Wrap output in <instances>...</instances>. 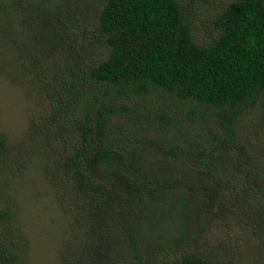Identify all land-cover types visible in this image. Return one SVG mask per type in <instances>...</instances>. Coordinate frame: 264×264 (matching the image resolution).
Instances as JSON below:
<instances>
[{
	"label": "trees",
	"instance_id": "trees-1",
	"mask_svg": "<svg viewBox=\"0 0 264 264\" xmlns=\"http://www.w3.org/2000/svg\"><path fill=\"white\" fill-rule=\"evenodd\" d=\"M194 1L103 0L84 27L92 26L95 58L73 52L48 81L39 79L49 150L66 182L57 181L92 233L87 264L139 259L138 233L154 196L237 191L242 182L264 197V148L246 152L238 137L241 118L264 116V0H230L211 23L216 38L203 44L194 37ZM14 2L29 18L34 3ZM42 16L36 10L32 22ZM61 20L69 42L71 23ZM8 155L0 134V160ZM221 176L228 181L217 182ZM205 177L212 182L198 186ZM20 233L14 210L0 203V264H26ZM156 264L215 263L191 251Z\"/></svg>",
	"mask_w": 264,
	"mask_h": 264
},
{
	"label": "rangeland",
	"instance_id": "rangeland-1",
	"mask_svg": "<svg viewBox=\"0 0 264 264\" xmlns=\"http://www.w3.org/2000/svg\"><path fill=\"white\" fill-rule=\"evenodd\" d=\"M32 2L26 18L14 0H0V134L9 143V155L0 160V203L15 212L16 227L25 239L26 264H87L85 255L92 248L85 244V237L92 233L84 227L86 216L80 215L57 181L61 178L63 183L65 178L58 174L60 167L53 164L55 155L49 150L54 147V141L46 138L49 105L39 79L44 74L43 81H48L73 52L87 49L86 54L95 58L96 52L88 48L92 26L89 31L84 27L103 0ZM229 2L194 1L192 20L198 43L216 38L211 23ZM36 10L44 18L33 23ZM61 19L71 23L69 42L60 36L57 20ZM176 115L180 120L182 110ZM261 116L253 112L239 122L238 137L245 139L246 152L264 148ZM194 120L191 116L188 125ZM134 168L141 171L138 163ZM216 181L228 180L221 176ZM203 182L212 180L200 178L197 185ZM243 185L237 191L229 187L209 194L202 189L152 197L150 216L138 233L139 259L119 263L156 264L165 256L193 251L215 264H264V197L253 190L246 193ZM98 247L95 244L94 250Z\"/></svg>",
	"mask_w": 264,
	"mask_h": 264
}]
</instances>
